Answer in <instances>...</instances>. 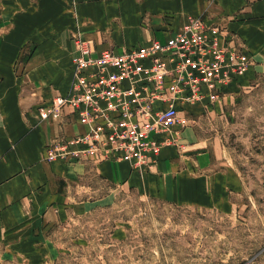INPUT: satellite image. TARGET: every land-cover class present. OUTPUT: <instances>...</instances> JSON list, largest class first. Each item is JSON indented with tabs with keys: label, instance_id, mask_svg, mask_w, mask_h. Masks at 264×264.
I'll return each instance as SVG.
<instances>
[{
	"label": "rangeland",
	"instance_id": "obj_1",
	"mask_svg": "<svg viewBox=\"0 0 264 264\" xmlns=\"http://www.w3.org/2000/svg\"><path fill=\"white\" fill-rule=\"evenodd\" d=\"M206 1L183 23L162 15L164 25L156 35L152 14L144 12L140 33L128 28L127 41L119 43L122 25L80 21L77 0H0V84L19 87L21 96H44L40 116L58 96L45 98L56 83L51 73L42 76L48 62L43 67L32 59L57 56L63 66L64 56H71L74 74L80 41L96 55L175 42L154 56H238L236 63H244L218 87L204 86L200 102L180 110L181 122L162 149L177 153L182 167L213 176L211 196H193L188 178L174 198L163 197L139 179L116 181L91 168L68 189V198L48 201L43 216L37 212L44 203L32 200L7 222L0 264H264V0H246L235 11L222 10L218 0ZM26 6L43 8V28L35 14L21 12ZM185 30L195 33L184 38ZM70 152L68 146L56 156L48 151V159L81 158H71ZM159 161L133 171L141 178ZM66 185L60 181V190Z\"/></svg>",
	"mask_w": 264,
	"mask_h": 264
},
{
	"label": "crops",
	"instance_id": "obj_2",
	"mask_svg": "<svg viewBox=\"0 0 264 264\" xmlns=\"http://www.w3.org/2000/svg\"><path fill=\"white\" fill-rule=\"evenodd\" d=\"M204 1L207 3L206 0H77V3L80 21L93 18L97 22L107 24L106 28L118 27L116 24L120 23L122 38L117 41L120 43L127 41L128 28L140 33L139 27L144 12L152 14L151 33L156 35V30L164 25L162 15L173 16V24L183 23L188 16L202 10ZM218 1L224 7L222 10L227 11L239 10L246 2V0ZM27 2L30 0H25V4ZM195 6L198 7L193 10ZM227 6L228 8H225ZM24 9L21 8V12L26 13L28 17L35 14V20L39 19L35 22L39 23L43 8L27 10L29 8L26 6ZM31 25L26 24L24 27ZM39 26L43 28V22L39 23ZM145 38L144 34L142 39ZM71 58L64 56L63 66L56 62L57 56H35L32 59V62L36 61L35 65L40 64L43 67L48 62L46 64L48 68H43L42 76L45 78L51 73L52 83H56L52 90L46 92L47 100L67 94L73 75ZM43 97L38 94L35 97L21 96L19 87L12 84L8 86L5 81L0 84V236L8 229L7 222L14 215H19L27 203L32 200L43 202L44 208L37 212L43 216L49 209L47 202L64 196L68 198L70 193L68 189L76 179L84 178L90 173L91 168L103 177L116 181L128 183L132 179H139L163 197L171 194L174 198L186 178L188 184L192 185L191 194L199 196V199L204 196L208 198L211 191H216L212 190L213 176L201 174L202 168H199L201 171L196 168L199 173L197 176L196 170L182 167V160L178 154H174L175 152L168 148L162 151L158 168L143 174L141 178L138 172L133 171L132 161L128 159L111 157L109 160L96 162L98 164H92L90 158L87 160L85 157L72 161L63 160L64 158L49 160L48 148L51 145L71 140L83 134L86 128L80 118L72 114H66L61 120H42L38 108L43 105ZM192 134L195 132L192 131ZM68 148L75 149L73 146ZM60 181L68 185L64 192L60 190ZM214 187L218 190L225 188L224 185Z\"/></svg>",
	"mask_w": 264,
	"mask_h": 264
},
{
	"label": "built area",
	"instance_id": "obj_3",
	"mask_svg": "<svg viewBox=\"0 0 264 264\" xmlns=\"http://www.w3.org/2000/svg\"><path fill=\"white\" fill-rule=\"evenodd\" d=\"M192 33L185 30L183 36ZM174 46L96 55L89 43L78 42L69 91L40 113L45 120L78 116L86 131L54 143L49 154L73 146L71 158L114 157L133 161L141 172L154 168L181 122L180 110L200 102L204 86L218 87L231 79L235 66L244 65L236 63L238 56H154Z\"/></svg>",
	"mask_w": 264,
	"mask_h": 264
}]
</instances>
